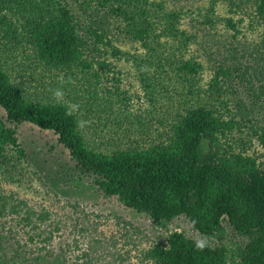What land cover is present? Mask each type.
<instances>
[{"label": "rangeland", "instance_id": "374dc122", "mask_svg": "<svg viewBox=\"0 0 264 264\" xmlns=\"http://www.w3.org/2000/svg\"><path fill=\"white\" fill-rule=\"evenodd\" d=\"M59 2L68 4L79 20L81 33L88 37L87 56L101 74L99 95L89 97L85 92L90 75L84 76L74 67L73 74H65L61 69L48 67L38 60L33 44L28 41L29 35L24 27L26 21L20 14L8 17L10 30H0V66L16 86L33 97L54 98V91L61 90L63 100L75 106L74 111L88 122L82 130L92 147L113 152L166 142L173 137L174 123L191 103H207L228 120L230 110L237 109L238 101L251 121L236 116L241 122L240 127L227 131L221 140L232 144L236 151L264 162V95L257 96L260 87L264 88V43L254 0H242L240 7H232L228 0H147L146 8L154 13L148 17L152 23V40L153 36L159 35L163 43L168 42L167 46L173 45L175 51H169L170 62L196 60L202 66L195 76L197 88L201 89L200 98L196 99L184 92V85L176 79L172 81L170 92L157 82L152 83L155 88L147 86L142 71L151 59L148 47L131 40L124 30L127 20L112 11V7H125L123 3L114 0L105 5L101 0ZM54 6L58 5L52 3L48 9L53 10ZM94 9L98 13L94 16L101 21L99 32L103 28L107 33L105 39L109 38L113 45L98 43L100 51L94 49L93 36L85 33V27L92 24L90 13L96 12ZM5 12L8 10L2 11ZM171 13H180L175 27L185 33V38H190L187 45L181 46L179 39L162 33L168 27L166 15ZM228 17L236 23L238 31L225 26ZM207 18L212 21L207 22ZM149 40L147 43L155 46V42ZM98 61H105L106 65L102 67ZM156 63L147 68L149 73L156 71L159 65ZM221 65L238 69L232 72L235 75L230 81L220 78V81H229L219 83L229 90L213 95L211 80ZM67 74L70 83H65ZM185 95L190 102H184ZM226 100L228 104H225ZM5 114L0 106V116ZM17 134L26 157L19 159L13 152L10 163L0 169V192L14 193L37 211L51 213L43 226L54 232L53 241L47 244V248L49 253H60L67 264L77 261L95 238L104 244L97 252L96 264H156L146 257V253L156 242L165 240L168 230L176 229L190 237L208 240L184 216L176 218L166 230L149 216L126 207L117 196H106L95 184L93 175L77 168L69 150L52 130L25 122L18 126ZM15 222L12 217L0 219V228L2 226L6 231L11 227L12 239L24 240L27 237L25 230ZM225 235L223 240L236 251V238ZM211 241L212 244L219 243L220 238Z\"/></svg>", "mask_w": 264, "mask_h": 264}, {"label": "trees", "instance_id": "16d2710c", "mask_svg": "<svg viewBox=\"0 0 264 264\" xmlns=\"http://www.w3.org/2000/svg\"><path fill=\"white\" fill-rule=\"evenodd\" d=\"M110 1L101 0V4ZM114 1L125 5L112 7V11L127 20L126 34L131 40L148 47L151 59L142 71L147 86L155 88L152 83L157 82L170 92L172 81L176 79L184 85V92L195 99L200 98L201 89L197 88L195 76L202 66L196 60L170 62L169 51L173 45L167 46L168 42L163 43L159 35L153 36L152 40V23L148 17L154 13L146 8L147 0ZM51 2L58 5L53 10L48 9ZM228 2L232 7L242 5V0ZM67 5L59 0H0V30H10L8 17L20 14L26 21L24 27L29 35L28 41L33 44L38 60L48 67L61 69L65 74L71 73L74 67L84 76L90 75L85 92L89 97L98 96L101 74L87 56L88 37L81 33L78 18ZM254 5L264 43V0H254ZM4 9L8 13H2ZM94 10L96 12L90 13L92 24L85 27V33L93 36L94 49L100 51L98 43L113 45L109 38L105 39L107 33L103 28L99 32L101 21L94 16L98 14L97 9ZM179 14L166 15L168 27L162 33L179 39L182 46L187 45L190 38H185V33L175 27ZM225 20L227 28L238 31L231 17ZM147 40L155 42V46ZM155 62L159 65L154 66L156 71L151 74L147 68ZM98 64L104 67L106 62L98 61ZM230 68L221 65L216 69L210 84L213 95L229 90L219 83L227 84L235 75L238 67ZM65 76V83H70L69 74ZM220 78L229 81L226 83ZM261 95H264L263 86L257 96ZM187 96L185 103L190 102ZM225 104H228L227 100ZM236 105L235 111L230 110V119L225 120L207 103H191L174 123L173 137L166 142L103 152L92 147L83 130L77 128V122L83 120L70 102H57L50 97L36 98L24 93L0 66V106L6 112L5 116H0V169L10 163L13 152L19 159L26 157L17 134L20 124L29 122L52 130L69 150L77 168L93 175L95 184L106 196H117L126 207L149 216L166 230L176 218L184 216L208 239V246L199 251L195 245L200 239L180 230H168L164 241L156 242L148 249V259L156 264H264V162L236 151L232 144L221 140L227 131L240 127L241 122L236 116L251 121L242 108L243 104L236 101ZM69 111L72 115H67ZM262 140L264 142V133ZM7 217H12L16 225L24 228L27 237L12 239L11 227L3 231L1 226L0 264H67L60 253H49L47 248L54 238V232L43 227L51 217L49 211H37L14 193L0 192V219ZM225 233L236 238V251L223 240ZM215 237H219L220 242L212 244L211 239ZM103 247V241L95 238L73 264H96L97 252Z\"/></svg>", "mask_w": 264, "mask_h": 264}, {"label": "clouds", "instance_id": "9594fccd", "mask_svg": "<svg viewBox=\"0 0 264 264\" xmlns=\"http://www.w3.org/2000/svg\"><path fill=\"white\" fill-rule=\"evenodd\" d=\"M53 96L57 102H61L63 100L64 93L58 89V90L54 91ZM74 108H75V106H73V110H74ZM67 115H72V111L67 112ZM87 123L88 122H86V121H78L77 122V128L83 129ZM195 246H196L197 250L203 251L208 246V241L206 239H200L196 242Z\"/></svg>", "mask_w": 264, "mask_h": 264}]
</instances>
